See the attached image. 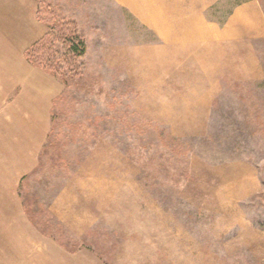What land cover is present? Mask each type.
<instances>
[{
	"label": "rangeland",
	"instance_id": "374dc122",
	"mask_svg": "<svg viewBox=\"0 0 264 264\" xmlns=\"http://www.w3.org/2000/svg\"><path fill=\"white\" fill-rule=\"evenodd\" d=\"M51 25L64 80L25 56ZM0 248L264 264V0H0Z\"/></svg>",
	"mask_w": 264,
	"mask_h": 264
},
{
	"label": "trees",
	"instance_id": "16d2710c",
	"mask_svg": "<svg viewBox=\"0 0 264 264\" xmlns=\"http://www.w3.org/2000/svg\"><path fill=\"white\" fill-rule=\"evenodd\" d=\"M56 20L59 24L56 38L59 37L58 40H61L62 43L67 45V50L63 55H66V52L70 53V58L83 55L86 51V42L82 35L76 30L74 20ZM55 29V26L51 25L44 35L25 49V56L43 70L55 74L64 80L65 73L62 60L55 55L54 40H48V37L52 35Z\"/></svg>",
	"mask_w": 264,
	"mask_h": 264
},
{
	"label": "crops",
	"instance_id": "0c3cea01",
	"mask_svg": "<svg viewBox=\"0 0 264 264\" xmlns=\"http://www.w3.org/2000/svg\"><path fill=\"white\" fill-rule=\"evenodd\" d=\"M5 148V150H6V147H4ZM7 152V155H8V153H9V151L7 150L6 151ZM10 154V153H9ZM6 183H7V187H9V188H11V193H12V196L14 195V189H15V186L14 187H12L11 186V184L10 185H8V182L7 181H5ZM14 197V196H13ZM1 249H3V248H0V251H1Z\"/></svg>",
	"mask_w": 264,
	"mask_h": 264
}]
</instances>
